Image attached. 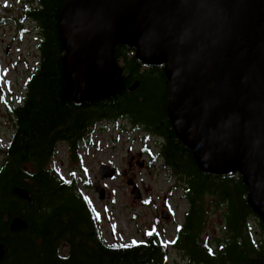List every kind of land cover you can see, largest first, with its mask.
I'll use <instances>...</instances> for the list:
<instances>
[{
	"label": "trees",
	"instance_id": "16d2710c",
	"mask_svg": "<svg viewBox=\"0 0 264 264\" xmlns=\"http://www.w3.org/2000/svg\"><path fill=\"white\" fill-rule=\"evenodd\" d=\"M64 2L38 0L24 10L40 35L39 61L25 81L23 101L11 111L14 135L5 150L0 147L5 156L0 162V244L5 248L0 264H166L170 249L187 264H259L264 224L249 205V190L239 174L214 176L199 169L171 123L170 82L163 66L144 65L134 48L118 45V90L80 101L65 96L72 82L64 70L59 30ZM119 120L162 141L156 156L148 154L153 162L161 160L188 205L172 244L161 243L153 230L144 242L106 246L91 201L80 191L82 183L64 181L49 168L60 143L75 153L97 126ZM15 188L29 190L32 201L16 197ZM215 214L221 226L211 237L206 228ZM16 217L27 223L26 230H10Z\"/></svg>",
	"mask_w": 264,
	"mask_h": 264
},
{
	"label": "water",
	"instance_id": "95a60500",
	"mask_svg": "<svg viewBox=\"0 0 264 264\" xmlns=\"http://www.w3.org/2000/svg\"><path fill=\"white\" fill-rule=\"evenodd\" d=\"M59 30L72 82L67 98L79 89L93 97L119 89L118 45L134 48L144 65L163 66L179 140L203 173L239 174L264 224V0H65ZM98 176L113 179L116 170L103 165ZM96 191L99 200L111 198ZM13 194L32 201L25 188ZM132 194L142 197L137 186ZM26 229L21 218L12 220V232ZM4 255L0 244V263Z\"/></svg>",
	"mask_w": 264,
	"mask_h": 264
},
{
	"label": "rangeland",
	"instance_id": "374dc122",
	"mask_svg": "<svg viewBox=\"0 0 264 264\" xmlns=\"http://www.w3.org/2000/svg\"><path fill=\"white\" fill-rule=\"evenodd\" d=\"M38 0H0V147L5 150L14 135L11 111L25 96L24 84L39 61V32L24 10ZM89 95L82 89L76 100ZM161 139L149 136L143 129L133 130L126 120L107 122L97 126L87 143L77 152L60 143L49 168L62 180L75 178L82 185L80 191L91 201L98 217L103 242L119 247L144 242L155 230L163 244H172L177 229L184 222L188 210L182 190L163 167L161 160L152 161L150 152H160ZM134 160L130 163V157ZM0 151V162L4 159ZM114 168L113 179L100 180L101 166ZM133 182V186L129 185ZM137 186L141 199L135 200L132 189ZM102 187L111 198L99 200L97 188ZM169 219H163V213ZM215 214L209 220L207 234L216 237L221 220ZM166 264H187V260L170 249Z\"/></svg>",
	"mask_w": 264,
	"mask_h": 264
},
{
	"label": "flooded vegetation",
	"instance_id": "af4514ba",
	"mask_svg": "<svg viewBox=\"0 0 264 264\" xmlns=\"http://www.w3.org/2000/svg\"><path fill=\"white\" fill-rule=\"evenodd\" d=\"M15 128V127H14ZM15 131V130H14ZM116 173H117V171H116ZM135 186V185H134Z\"/></svg>",
	"mask_w": 264,
	"mask_h": 264
},
{
	"label": "snow or ice",
	"instance_id": "6c2138e0",
	"mask_svg": "<svg viewBox=\"0 0 264 264\" xmlns=\"http://www.w3.org/2000/svg\"><path fill=\"white\" fill-rule=\"evenodd\" d=\"M125 246H127V245H125Z\"/></svg>",
	"mask_w": 264,
	"mask_h": 264
},
{
	"label": "bare ground",
	"instance_id": "6f19581e",
	"mask_svg": "<svg viewBox=\"0 0 264 264\" xmlns=\"http://www.w3.org/2000/svg\"><path fill=\"white\" fill-rule=\"evenodd\" d=\"M88 94V93H87Z\"/></svg>",
	"mask_w": 264,
	"mask_h": 264
}]
</instances>
